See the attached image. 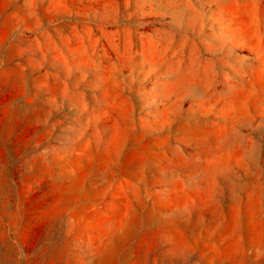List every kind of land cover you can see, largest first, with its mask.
<instances>
[{
    "label": "rangeland",
    "instance_id": "1",
    "mask_svg": "<svg viewBox=\"0 0 264 264\" xmlns=\"http://www.w3.org/2000/svg\"><path fill=\"white\" fill-rule=\"evenodd\" d=\"M0 264H264V0H0Z\"/></svg>",
    "mask_w": 264,
    "mask_h": 264
}]
</instances>
